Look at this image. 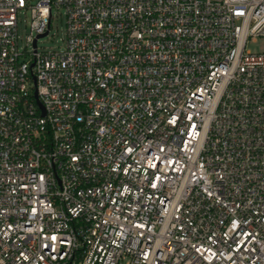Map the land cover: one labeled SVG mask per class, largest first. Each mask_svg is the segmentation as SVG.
<instances>
[{"label":"built area","instance_id":"obj_1","mask_svg":"<svg viewBox=\"0 0 264 264\" xmlns=\"http://www.w3.org/2000/svg\"><path fill=\"white\" fill-rule=\"evenodd\" d=\"M256 38L264 0H0V264H264Z\"/></svg>","mask_w":264,"mask_h":264},{"label":"rangeland","instance_id":"obj_2","mask_svg":"<svg viewBox=\"0 0 264 264\" xmlns=\"http://www.w3.org/2000/svg\"><path fill=\"white\" fill-rule=\"evenodd\" d=\"M203 1V0H199ZM29 23V12H26L25 15H20L19 24H18V35L19 39L24 40V36L27 33ZM65 39V17L62 13V10L56 14L50 26L49 35L43 38L39 47L46 50L58 51L62 48L63 40ZM245 50L251 53H258L264 51V38H256L255 40H249L246 43Z\"/></svg>","mask_w":264,"mask_h":264},{"label":"water","instance_id":"obj_3","mask_svg":"<svg viewBox=\"0 0 264 264\" xmlns=\"http://www.w3.org/2000/svg\"><path fill=\"white\" fill-rule=\"evenodd\" d=\"M45 34H46V33H45ZM45 34H43V35H41V36H38V37H43V36H45ZM33 45H35V43H34Z\"/></svg>","mask_w":264,"mask_h":264}]
</instances>
